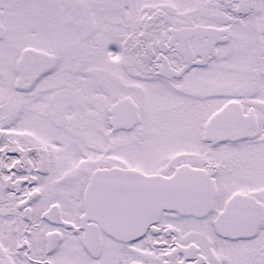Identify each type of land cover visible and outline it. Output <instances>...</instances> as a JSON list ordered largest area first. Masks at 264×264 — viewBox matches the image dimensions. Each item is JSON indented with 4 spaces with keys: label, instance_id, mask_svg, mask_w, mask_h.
Masks as SVG:
<instances>
[{
    "label": "snow or ice",
    "instance_id": "6c2138e0",
    "mask_svg": "<svg viewBox=\"0 0 264 264\" xmlns=\"http://www.w3.org/2000/svg\"><path fill=\"white\" fill-rule=\"evenodd\" d=\"M0 264H264V0H0Z\"/></svg>",
    "mask_w": 264,
    "mask_h": 264
}]
</instances>
